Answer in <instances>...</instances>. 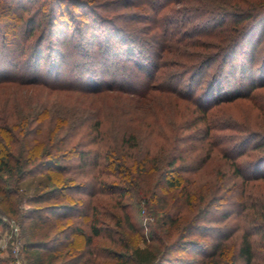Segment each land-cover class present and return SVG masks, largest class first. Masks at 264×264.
<instances>
[{"label":"trees","instance_id":"trees-1","mask_svg":"<svg viewBox=\"0 0 264 264\" xmlns=\"http://www.w3.org/2000/svg\"><path fill=\"white\" fill-rule=\"evenodd\" d=\"M27 1L16 2L23 13L29 10ZM47 2L53 3V11L57 3L65 2L84 8L92 19L90 36L100 32H94L100 20L107 21L93 7L105 12L135 8V12L121 15L122 19L115 18L152 24L149 32L154 31V35L148 38L149 33L135 31L152 54L149 60L137 49L134 38L113 23L116 19L107 21L109 34L127 46L116 50L119 55L124 52L125 63L108 59L110 69L121 70H109L110 75L104 72L107 75L102 81L109 86L107 90L118 94L103 93L102 86L87 90L84 85L80 91L73 90L112 97L113 102H104L111 108L107 114L83 98L73 99L76 112L68 114L67 103L50 99L54 91L65 90L56 85H49L52 91L46 96L42 95L46 91H40L41 99L29 100L26 97L36 92L30 87L41 85L39 80L43 76L35 73L32 79L23 77L26 81H21L22 77L17 75L20 59L15 56L9 59L10 52L4 57L11 65L5 67L6 79L0 81V85L7 84L0 88V205L6 208V213L16 215L18 185L37 174H45L49 182L28 200L32 207L21 216L31 223V235L40 234L41 238L25 244L27 264H261L260 260L264 264V256H258L256 250V245L264 249V199L247 191L254 182H264V134L249 127L236 128L235 124L222 120L224 112L216 114L238 100L256 105L253 92L264 88V61L257 69L250 63L255 56L254 42L264 37V0H43L42 3ZM22 17V14L19 18L11 16L18 28ZM61 31L65 32L59 28L58 39L67 42L66 33L61 35ZM7 32L6 27L4 38ZM122 33L123 37L118 35ZM100 37L95 36V41ZM132 41L135 43L129 44ZM13 50L18 52L17 48ZM7 51H11L10 47ZM166 52L167 56L173 54L179 59L178 63L173 62L176 69L172 80L176 83L166 89H155L152 82L158 67H165ZM2 53L1 48L0 56ZM125 68L135 72L127 74ZM144 70L148 71V79L142 86L135 82V77ZM117 76L119 81L115 79ZM206 76L210 79L205 82ZM239 81L246 84V90L237 87ZM229 84L233 89H227ZM21 85L27 87L26 95L17 89ZM159 92L170 96L168 105L161 101H165L163 95L156 94ZM158 98L161 104L156 103ZM181 100L187 105L182 107ZM159 107L167 109L170 116L173 113L163 124L158 116ZM147 111H157L152 114L154 119L138 118ZM227 130H235L238 135L229 139V133L224 132ZM75 138L77 141L68 146ZM146 139L152 143L148 144ZM214 152H219L230 167L227 171L220 164L211 176L207 164ZM252 152L258 153L255 159L242 160ZM90 153V161L80 162L79 167L85 170L90 165L94 171L88 169V173L81 174L91 178L77 181L71 174L74 167L70 162L76 156L89 157ZM198 153L201 157L196 159ZM228 172L236 181L226 177ZM205 173L208 178L201 177ZM4 175L10 180L4 179ZM82 196L91 198L88 205ZM97 196H109L114 211L106 213L93 204L92 199ZM141 197L146 199L145 209L147 206L155 214L149 236L138 232L128 214V204ZM234 203L239 212L263 208L261 218L246 225L237 242L233 239L236 234H223L216 242H201L198 238L214 229L222 231L223 227L211 223L226 220L232 209H224L218 219L214 218L222 207ZM80 217L85 218L83 225L88 229L76 223ZM257 236L263 245L255 239ZM98 238L107 239L110 246L99 247L95 243ZM187 251L196 257L187 259L179 254Z\"/></svg>","mask_w":264,"mask_h":264},{"label":"rangeland","instance_id":"rangeland-1","mask_svg":"<svg viewBox=\"0 0 264 264\" xmlns=\"http://www.w3.org/2000/svg\"><path fill=\"white\" fill-rule=\"evenodd\" d=\"M17 1L18 0H0L1 3L0 4V51L1 48L3 50L2 56H0V75L2 74L4 75V73H6L5 67L6 66L10 67L9 65H11V63L8 64V60L12 59L14 56L20 59V69L18 70L17 75L22 78L19 77L20 78L19 80L26 81V78L23 79V77H29V76H30L29 77L30 80L32 79V76L35 73L41 74L43 76L41 81L39 80V82H42L41 85H33L31 87L28 86V88L30 87L32 90L36 91L34 95L26 97L29 100L37 101L41 99L42 92L40 91H46L45 94H42L46 96L49 91H52L49 90L50 89L49 85H54V86L56 85L65 88V90L54 91L50 99L51 101L57 100L60 102L67 103L68 104L67 112L70 115H74V112H76V109L74 107L75 101L73 100L76 98L78 99L83 98L84 100H87L89 105H91V103L93 102L95 104V107L97 106L100 107V109L103 111V114L104 113L107 114L111 110V108L105 105L104 102H110V101L113 102V99L112 97H107L108 95L103 93H108L111 96H114L115 94H118V92L107 90L106 88H109V86L105 85L106 83H102V81H104L103 79H106L105 75L107 74L110 75L108 72L109 70L111 72H118L119 70H121V68H115V67L110 69L109 63L110 61L112 62V60H116V63L119 62L121 64L125 63L124 54H123L124 52L122 51L119 55L118 52H116V50L118 49V47H122V49H125L127 48V46L121 41L120 42L116 41L114 37L111 36V34H109L111 29L110 26H107L110 25V23L107 21H113L114 19H116L117 22L114 21L113 23H115V25H118L126 33H128L127 36L129 35L132 36V38H134V41H136V43L132 41L129 44L133 45L135 43L139 51H143L144 55L149 57L148 58L149 60L152 59L151 56L152 54L149 51H147L148 49H145L144 46L145 44H142L143 38L141 37L140 33L135 32L141 30L145 33H149L148 34V38H149L151 37V35H154V31L149 32V28L151 27L152 24L149 23L146 24L137 21L131 22V20H128V18H125L124 20H118L117 18H115L124 14L132 13V11L135 12L136 11L135 8H119L115 11L113 10L112 12L109 11L105 12L100 8L98 10V8L93 7V9H95L98 13H100L99 16L101 18L104 19L105 17V19H107V21L105 22V20H100L99 18V20L102 22L97 24L98 28L94 29V32L99 30L101 33L99 32L95 34V36L102 35V37H100V39L95 41L96 38H94L95 37L94 35L90 36L92 30L89 29V27L91 26L92 19L91 17L87 16L88 13H86V10L84 8L70 5L68 2H65L63 4L57 3L56 5L57 15H56L55 14L56 8L54 11L52 10L53 3L51 4L47 2V4L46 3L43 4L42 3L43 0H37V2L36 0L34 1L28 0L26 4L29 10H26L23 13V11L19 9L20 7L17 6L18 5L16 3ZM97 1L106 2L108 0H97ZM21 14L23 15L22 25L18 28L17 24L11 20L12 19L11 16L15 15L16 17L19 18ZM119 18L122 19V16ZM6 27L8 28L9 32L12 31L14 34L7 32L6 38H4L2 35L4 34L3 30ZM135 27L137 28V30H135ZM59 28L64 29L65 32L61 31L62 33L59 34L63 35L66 33L65 39H67V42L66 41L61 42V40L58 39V36L60 35H58L57 30ZM118 35L120 36L122 35L121 37H123V33ZM262 38H263L262 41L261 39L257 40L254 42L253 45L255 56L250 63L253 67H255V69L261 66L264 61V37ZM8 47H10L11 51H7ZM15 48H17L16 50L18 51L17 53L14 52L13 50ZM39 50H42V52H40ZM7 52H10V55H8L10 58L5 60L4 57L7 55ZM167 55L168 53L166 52L164 57L165 67L164 66H162L161 68L158 67L157 69L158 72L156 75L157 78L155 77V79H153L152 84L155 83V89H166L169 85H173L176 83L172 80V75L175 73L174 72V69H176L175 63H178L179 59H177L176 55L173 54H169V56ZM172 55L174 57H172ZM148 59H146V62H148ZM169 67H172L173 69L171 68L172 70H170ZM104 72L105 73L108 72V73L105 74ZM125 72L127 74H130V72H135V70L133 71L132 69L125 68ZM147 73H148L147 70L140 71L139 73L140 76L138 77L137 75L136 76L137 78L135 77V82L139 85H141L142 83V86H145L146 80L148 79ZM210 74L211 72H209L207 75ZM4 77L5 75L1 77L0 81L6 79ZM208 77L209 76H206L204 80L205 82L208 79H210ZM115 79L119 81L120 77L117 76ZM96 81H98V83H96ZM196 82L197 79L194 85H196ZM237 83H239L237 87L240 90H246L245 87L246 84H241L240 81ZM96 84L98 87H96ZM3 85H7V84L6 83L1 84L0 88L3 87ZM84 85L88 87L87 90L90 89L92 90L96 88L98 89L100 86H102V89L104 90L103 93L101 92L102 94L100 95L83 94L73 91L78 88L80 91L81 87ZM228 86H229V88H227L228 90L233 89L232 84H229L226 87ZM26 88L27 87L24 88L21 85L18 86L17 89H22L23 91L21 90L20 93L26 95L25 93L27 92L25 91ZM205 88L208 89L207 85ZM1 91L2 90H0V94ZM31 92L33 91H30V93ZM161 93L162 92L156 94L163 95L161 97H163L165 101L163 100L161 101L168 105L170 96L168 94H161ZM253 93L255 95L254 101L257 103L256 105L250 101L238 100V102L229 103L225 106L223 105L224 107L219 109L216 114H221L224 112L222 120L226 121L227 123H230L232 126L235 124L234 126L236 128L249 127L250 128L249 130L251 131L264 134V110H262L259 107V106L264 107V88L256 89ZM161 101L158 98L156 103L161 104L162 103ZM180 105L184 107L187 105V103L181 100ZM192 109L193 108H191V111ZM157 110L160 111L161 107L157 108ZM160 112L161 114L158 116L161 117L160 118L162 120L161 124H163L165 120H168L171 117H173V113L171 114V116L167 114L168 113L167 109L163 108ZM153 113H157V111H154ZM153 113L152 111H147L145 113L139 114L138 118L145 120L154 119V116L152 115ZM231 119H235V122H233ZM224 132L229 133V137H228L229 139L238 135V132H236L235 130H227ZM76 141L77 138L72 139L71 141L68 142L67 145L71 146ZM146 142L152 143L149 139H146ZM198 152H200V150H198ZM257 154L258 153L256 152H252L250 155H245L242 158V160L255 159L254 157ZM90 156L91 153L89 157L80 158L79 156L78 157L76 156L70 162V165L74 167L73 168L74 170L71 171L72 172L71 174L75 176L77 181H85L91 178V175L85 176L87 174L85 175L81 174V173H88V169L93 170V168L90 165L85 167V170L79 167L80 162L81 163L89 162L90 161L89 159H91L92 157ZM195 156L196 159H199L201 157L200 153L195 154ZM220 164H222L221 166L223 169H227L228 171V167H230L229 166L230 163L226 161V159H224L223 156L219 154V152L218 153L214 152L207 164V168H209V170H211L212 172L211 176L215 175L214 171L218 169ZM206 174L207 173L201 175V177L208 178V175L206 176ZM226 177L233 179V181H236V178L231 175V172H228V176L226 175ZM3 178L6 180H10L7 175H4ZM46 178L47 177L45 176V174H37L25 179L23 182H21L18 185V195H19V199H18L19 201L17 203L18 214L10 215L4 211L6 208L0 205V264H12V260H13L12 247L14 246V242L16 241V239L17 241L20 240V242L18 243H20L21 245V255L23 256V264H27V254L24 249L25 244L31 240L38 241L41 239L39 237L40 234H38V236L36 237H33L31 235V223L28 220H24V219L22 220L21 216L24 212H26L28 209L32 207V205L29 204L28 200L33 195H35L40 190H42L46 185L49 184ZM254 184L255 185L253 184L251 185L252 187L250 186L247 188L248 193L252 194L254 197H260L262 195V199H264V182H254ZM82 197L86 201L85 205H88V200L91 198L84 196ZM145 200H146L145 198L141 197L139 200H136L135 202H130V204H128V214L130 215L131 220L135 224L136 228L139 230L138 232L141 235L145 234L149 236L153 226L152 224L155 223L153 222V220L155 221V214L150 208L147 209V206L145 209V205L147 204ZM92 201L93 204L94 203L98 204V207H100L102 211L103 210L106 211V213H110L114 211L112 207V200L109 196L108 197L97 196L93 198ZM126 201H128V199ZM263 208L262 209L254 208L250 210H245L244 212H239L240 210L237 207V203L230 205V207L224 206L218 212L219 215L214 219L215 220L218 219L220 214H222L227 209L228 210L232 209V213L229 215V217L222 222L211 223V225L213 226L216 225L223 227L222 231H219L218 229H214L213 231L210 232V234H207L206 236H203L202 238H198V239L201 242H205V241L216 242L217 240L220 239V237L223 234L224 235L236 234L233 237V239L235 238L234 241L236 240L235 242H237L239 235L241 234V232H243L246 225L247 226L251 224L253 225L255 224V221L261 218V213ZM107 219H109V217H107ZM52 220L54 221V219ZM84 220L85 218L82 217L77 218L76 223L78 225H83ZM249 221H253V222L250 223ZM14 223H16L19 226V231L16 233L12 231V228L10 226L11 224ZM111 224H113V222H111ZM83 227L88 229L86 225H83ZM255 239H257L260 242V244H262V240L259 238V236H257ZM95 243L99 247L110 246V243L107 239L98 238L95 240ZM142 244L143 243H141V245ZM115 248L116 247L112 246V249ZM209 249L210 248H208V250ZM256 250L258 256L261 255L264 256V249H262L259 245H256ZM179 254L183 255L187 259L196 257L190 251L181 252ZM259 263L262 264V261L260 260Z\"/></svg>","mask_w":264,"mask_h":264},{"label":"built area","instance_id":"built-area-1","mask_svg":"<svg viewBox=\"0 0 264 264\" xmlns=\"http://www.w3.org/2000/svg\"><path fill=\"white\" fill-rule=\"evenodd\" d=\"M11 228H12V231L13 232H18L19 231V226L14 223V224H11L10 225ZM20 240L14 242V246L12 247V251H13V260H12V264H23V256L21 255V245L20 243Z\"/></svg>","mask_w":264,"mask_h":264}]
</instances>
